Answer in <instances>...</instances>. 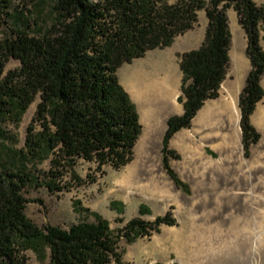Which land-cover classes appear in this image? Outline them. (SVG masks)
<instances>
[{
  "label": "trees",
  "instance_id": "obj_1",
  "mask_svg": "<svg viewBox=\"0 0 264 264\" xmlns=\"http://www.w3.org/2000/svg\"><path fill=\"white\" fill-rule=\"evenodd\" d=\"M6 2L0 0V25ZM230 9L246 33L251 65L239 99L243 143L248 148L260 138L250 117L264 98V4L256 0H179L173 4L164 0H56L48 29L35 32L37 25L27 21L25 29L0 40V264H29L26 252L43 246L49 250V264H130L123 262L118 251L120 240L131 243L159 232L162 224H175L170 213L153 222L136 217L115 232L100 214L78 208L80 203H76V209L95 221L83 220L68 229L40 228L26 214L31 201L25 193L34 186H47L51 192L68 188L69 181L61 182L67 173L70 182L78 180L74 168L80 160L94 164L101 174L107 168L120 170L133 160L142 125L117 71L150 50L170 46L195 27L204 10L208 19L204 41L181 55L183 95L179 101L184 103V113L168 119L164 136V166L182 186L168 163L167 156L178 158L168 149L169 140L190 127L207 100L219 96L230 67ZM32 27L34 33L29 34L26 30ZM11 59L19 66L6 71ZM37 101L35 120L41 131L31 127L22 150L8 147L3 124H18ZM49 158L50 180L39 182L28 163ZM112 208L124 212L121 202H113ZM140 211L148 210L142 205Z\"/></svg>",
  "mask_w": 264,
  "mask_h": 264
},
{
  "label": "rangeland",
  "instance_id": "obj_2",
  "mask_svg": "<svg viewBox=\"0 0 264 264\" xmlns=\"http://www.w3.org/2000/svg\"><path fill=\"white\" fill-rule=\"evenodd\" d=\"M6 1L9 4L4 3L5 6L8 5V8L3 9L0 40L10 36L15 30L25 29L27 21L37 25L39 30L34 26L35 32L48 29L54 21L53 7L56 0ZM164 1L173 4L179 0ZM256 2L259 5L264 4V0H256ZM227 15L232 35L228 76L220 88L219 96L207 100L200 110L207 103H214L219 98L232 97L237 100L242 154L240 155L234 141L229 138L232 134L227 120V116L231 114L230 108L215 112L211 117L195 123L199 110L190 127L177 132L188 131L189 138L185 144H172L177 133L168 144V149L178 156L177 159L167 156L168 163L182 186L176 184L164 166V136L167 126L159 157L150 155L154 153L153 145L148 144L149 152L139 162L134 163L136 160L134 150L133 160L127 166L120 170L107 168L104 174L99 173L94 164L80 160L74 168L78 180L70 182L71 174L67 173L64 181L61 182L63 185L65 181H69L66 182L68 188L56 192H51L47 186L28 188L25 193L31 201L26 208L28 218L40 228L53 225L68 229L83 220L95 221L94 217L87 212L75 208L76 203H80L78 208L100 214L108 220L110 228L117 232L133 218L140 217L145 221L153 222L157 217L170 213L175 220L174 225L162 224L159 232H153L151 236H141L131 243L125 238L120 240L118 251L121 253L123 262L130 264L157 262L163 264H264V241L260 242L256 239L260 234L259 231L264 230V215L256 214L248 206V203L256 197L262 208L260 212L264 210V121L259 120V115L264 112V98L250 117V124L257 130L260 138L257 143H251L246 148L243 143L239 99L251 65L246 55V33L239 22L237 13L230 9ZM207 25L206 12L202 10L198 14L195 27L176 37L170 46L150 50L143 57L124 63L118 69L119 83L136 107L137 103L133 100L135 95L130 90L125 76L134 69L142 67L147 61L168 57L178 72L177 102L182 106V111L171 113L167 121L172 116H181L184 113V103L179 101L183 95L181 55L200 47L205 38ZM32 30L33 27L26 31L33 34ZM262 46L264 47V33ZM237 61L240 64L239 68L236 67ZM18 66L19 62L11 59L6 63V71L16 69ZM37 105L38 101L32 104L18 124L12 121H6L3 124L8 136L4 143L8 147L22 150L26 145L29 129L33 127L35 132L41 131L40 122L35 120ZM32 108H35V112L27 123L26 118ZM141 125L142 132L135 146L145 133L144 125L142 123ZM223 139L226 143H223ZM50 160L49 158L42 162L29 161L28 167L39 178V182L50 180ZM115 201L123 203V213L112 208V203ZM205 204L208 206L207 212L204 210ZM142 205L148 210L147 212L140 211ZM239 212H242V218L238 221L235 216ZM205 219H210L211 224L202 227L197 233L192 223L195 221L202 223ZM221 221H226L227 224L219 227L218 224ZM198 235L205 237L197 240ZM190 245H203L201 255L194 256L192 252L194 248ZM26 255L29 264L50 263L49 250L46 246L37 250L30 249Z\"/></svg>",
  "mask_w": 264,
  "mask_h": 264
},
{
  "label": "bare ground",
  "instance_id": "obj_3",
  "mask_svg": "<svg viewBox=\"0 0 264 264\" xmlns=\"http://www.w3.org/2000/svg\"><path fill=\"white\" fill-rule=\"evenodd\" d=\"M239 66H240V64L237 61L236 67L239 68ZM125 79L127 81V84H129L130 90H132L136 95L140 93V90H141L140 84L141 85L143 84V89L146 92H151L155 98H158V99H160V101L163 102L160 104L161 107L159 108L156 116H159V117L162 116L163 115L162 112H163L165 106L169 105V103L171 105L170 109H169L170 113L168 112L169 114L179 113L182 111V106H180L177 102V95L178 94L176 92L177 91L176 85H177V79H178V72H177V70H175L173 63L171 62V60L168 57H161V58L156 59L155 61L145 62V64L142 67L134 69L133 71L129 72L125 76ZM227 107H229L230 111H231V114L227 116L228 126L230 127L231 132H232V134L229 135V138L232 141H234V143L236 145V149L239 151V153L241 155L243 152V147L240 143V140H241V136H240L241 130H240V125H239L240 113H239V110L237 107V100L235 98H232V97L219 98L214 103H212V102L207 103L206 106L202 110H200L198 116L195 119V123H199L201 120H204L208 117H211L215 112L227 109ZM155 109H157V108H155ZM34 112H35V108L30 109V111L27 115V118H26L27 123L32 118ZM259 120L262 122L264 121V112H262L259 115ZM161 125L162 126H160L158 129H156V131H154L151 134H149L145 130V133L141 136V138L139 139V141H138V143L134 149L135 155H136V160L134 162L135 164L137 162H139L141 159H143L145 154H147L149 152L147 149L148 144L153 145V151L152 152H154V153H152L150 155H154L155 157H159L160 149L162 146L163 135H164V131L166 128L165 122ZM187 138H189L188 131L182 130L181 132H179L175 135V137L172 140V144L173 145L185 144ZM222 141H223V143H226L225 139H223ZM248 206L250 208H252V210H254L256 212V214L261 213L262 215H264V210L262 212H260V209H262V208H261L259 201L256 200V197L251 202L248 203ZM207 207L208 206L205 204L204 210H206ZM207 211L208 210H206V212ZM203 216L205 217L206 215H203ZM208 218H209V216H208ZM235 218L238 221L241 220L242 212L237 213ZM219 223H220V224H218L219 227H223L227 224L226 221H221ZM210 224H211V220L205 219V221L202 223H199L198 221L193 222L192 227L195 230L197 229L196 232L199 233L201 231L202 227L209 226ZM204 232H202V233H204ZM259 233L260 234L257 235L256 239L260 242L264 241V230L259 231ZM198 237H199V239H197V240H201V237H205V236L200 237V235H198ZM190 246H192L194 248L192 251L194 256L195 255L199 256V254L201 255V251L204 247L203 245H190Z\"/></svg>",
  "mask_w": 264,
  "mask_h": 264
},
{
  "label": "crops",
  "instance_id": "obj_4",
  "mask_svg": "<svg viewBox=\"0 0 264 264\" xmlns=\"http://www.w3.org/2000/svg\"><path fill=\"white\" fill-rule=\"evenodd\" d=\"M140 86H141V90H140L139 94L136 95L132 91L134 93V95H135L133 100L137 103L138 111H139V113L141 115V123L143 122L142 124L144 125V131L146 130V132L151 134L154 131H156V129H158L160 126H162L161 124H163L164 122H165L166 127H167V117L169 115H171V114H169L170 113L169 109H170L171 105L169 103V105L165 106V108H164V110L162 112L163 113L162 116H160V117L156 116L157 113H158L159 108L161 107L160 104L163 103V102L160 101V99L155 98L151 92H146L143 89V84L142 85L140 84ZM155 108H157V109H155ZM165 130H166V128H165Z\"/></svg>",
  "mask_w": 264,
  "mask_h": 264
}]
</instances>
